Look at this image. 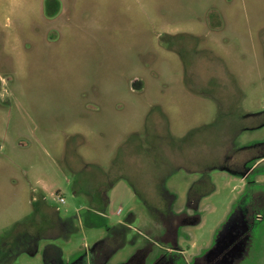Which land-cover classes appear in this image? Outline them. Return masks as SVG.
<instances>
[{"label":"rangeland","instance_id":"obj_1","mask_svg":"<svg viewBox=\"0 0 264 264\" xmlns=\"http://www.w3.org/2000/svg\"><path fill=\"white\" fill-rule=\"evenodd\" d=\"M98 190L122 231L84 225ZM35 202L76 230L16 256ZM49 244L64 263L264 264V0H0V264Z\"/></svg>","mask_w":264,"mask_h":264},{"label":"trees","instance_id":"obj_2","mask_svg":"<svg viewBox=\"0 0 264 264\" xmlns=\"http://www.w3.org/2000/svg\"><path fill=\"white\" fill-rule=\"evenodd\" d=\"M193 134H195V132L189 133L187 138L181 139L180 142L185 143V141ZM208 179L209 178L206 172L202 173L201 180L197 184L193 185L188 195H190V197L193 194L197 195L198 197H204L208 195L212 191V186L208 184L209 183ZM112 185L113 183L110 182L109 186L105 189V192H107L108 189L112 187ZM89 200H90V207L87 209L86 213L81 215L82 221L86 227L88 228L106 227L108 231H115L114 233H116V230L118 229L122 231V228H124V226L121 224H119L114 228H110L107 226L105 210L108 205V199L106 196L101 195L100 190L94 192L93 195L89 194ZM33 206L35 207V209L32 219H30L28 222L26 221L25 223L20 224L21 225L20 227H23V231H22L23 235L24 237L25 236L27 237L29 242H31V246L29 248L27 247L25 249L19 250L16 256H18L20 253L34 255L37 251V246L39 241L44 239L45 240L52 239V237L47 236V233L49 230H52L55 227L62 232L60 236L65 239L68 238L69 234H71L76 230L71 221L60 219L59 217H57L56 212L43 213L44 211L47 210L42 211V208L37 202H35V204L33 203ZM53 213H55L56 218L53 217L52 215ZM30 231H32L33 233H30ZM113 236L116 235L114 234ZM16 242L17 240L15 241V243ZM6 256L7 255L2 253L0 250V263H2L5 260ZM84 263L85 262L82 259H79L69 264H84ZM44 264H65L62 262L61 251L58 247L51 244L46 246L44 251Z\"/></svg>","mask_w":264,"mask_h":264},{"label":"crops","instance_id":"obj_3","mask_svg":"<svg viewBox=\"0 0 264 264\" xmlns=\"http://www.w3.org/2000/svg\"><path fill=\"white\" fill-rule=\"evenodd\" d=\"M37 251H38V246H37ZM37 251H36V253H37ZM36 253H35V254H36ZM35 254H34V255H35ZM34 255H30V256H34ZM61 259H62V258H61ZM79 259H82V257H81V258L79 257V258L76 259V260H79ZM62 262H63V261H62ZM84 262H85V261H84ZM63 263H64V262H63ZM70 263H71V262H70ZM65 264H69V263H65ZM84 264H86V263H84ZM103 264H107V263H103Z\"/></svg>","mask_w":264,"mask_h":264},{"label":"built area","instance_id":"obj_4","mask_svg":"<svg viewBox=\"0 0 264 264\" xmlns=\"http://www.w3.org/2000/svg\"><path fill=\"white\" fill-rule=\"evenodd\" d=\"M58 202H59V203H63L64 201H63L62 198H60V199H58Z\"/></svg>","mask_w":264,"mask_h":264}]
</instances>
